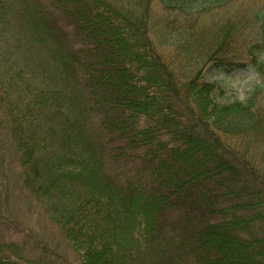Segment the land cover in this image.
I'll list each match as a JSON object with an SVG mask.
<instances>
[{
	"label": "trees",
	"instance_id": "1",
	"mask_svg": "<svg viewBox=\"0 0 264 264\" xmlns=\"http://www.w3.org/2000/svg\"><path fill=\"white\" fill-rule=\"evenodd\" d=\"M18 1L36 36L59 40L47 69L83 80L64 106L63 90L46 86L35 105L10 110L25 164L38 160L26 125L69 124L40 161L45 174L26 183L80 264H264V161L232 141L264 122L253 104L264 92V0L216 29L177 12L248 0H158L164 15L155 0ZM249 63L263 85L246 101L226 102L205 78ZM18 252L0 244V264H29Z\"/></svg>",
	"mask_w": 264,
	"mask_h": 264
},
{
	"label": "rangeland",
	"instance_id": "2",
	"mask_svg": "<svg viewBox=\"0 0 264 264\" xmlns=\"http://www.w3.org/2000/svg\"><path fill=\"white\" fill-rule=\"evenodd\" d=\"M3 1L4 7L0 9V68L4 71L3 79L0 78V244L11 245L14 252L19 251L23 258L30 260L29 264H80V258L64 237L61 228L50 218L47 202L36 198L33 187L26 183L30 177L38 179L41 173L45 174L42 168L46 161H40L52 154L54 149H58L54 142L60 137V131H65L69 124H55L57 133L26 125L21 134L32 140L29 143H35L38 160L31 159L25 164L10 121L11 115H15L17 111H12L11 114L10 110L19 102L20 108L28 102L35 105V95H46L43 90L46 86L51 88L48 92L54 90L55 86L63 90L64 96L57 104L64 106L67 95L76 85L81 89L83 80L82 77L75 76L76 82H70L68 74L47 69L49 66H45V63L49 55L56 53L59 40L45 32L36 36L30 27L32 17L25 11L22 3L18 0ZM256 5L254 0H248L223 9L205 5L199 10L189 11L187 8L177 13L181 18L193 21L200 17L214 24L216 29L218 24L228 19L234 21L243 17L246 9H249L250 14ZM155 7L159 14L167 13V9L158 0H155ZM56 22L61 23L57 19ZM71 35L72 33L68 34V41ZM164 50L168 59L175 56L177 60V55H182L180 51L174 53L175 48L171 46L164 47ZM176 64L182 70L178 60ZM224 69L209 67L205 70V78L218 82L224 88L226 102L246 101L255 86L262 84L260 75L250 63L232 72ZM253 99L255 107L264 109V92ZM60 116L65 117L68 123L66 116ZM246 135L233 139L235 146L264 161V122L257 130ZM33 167L38 168L37 174Z\"/></svg>",
	"mask_w": 264,
	"mask_h": 264
}]
</instances>
